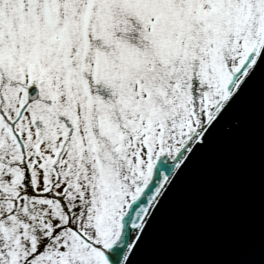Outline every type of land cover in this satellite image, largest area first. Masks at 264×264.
Wrapping results in <instances>:
<instances>
[{"label":"snow or ice","instance_id":"obj_1","mask_svg":"<svg viewBox=\"0 0 264 264\" xmlns=\"http://www.w3.org/2000/svg\"><path fill=\"white\" fill-rule=\"evenodd\" d=\"M259 88L264 0H0V264H150L177 194Z\"/></svg>","mask_w":264,"mask_h":264},{"label":"water","instance_id":"obj_2","mask_svg":"<svg viewBox=\"0 0 264 264\" xmlns=\"http://www.w3.org/2000/svg\"><path fill=\"white\" fill-rule=\"evenodd\" d=\"M240 133L220 130L177 194L150 264H229L245 258L258 235L261 96L242 102Z\"/></svg>","mask_w":264,"mask_h":264}]
</instances>
